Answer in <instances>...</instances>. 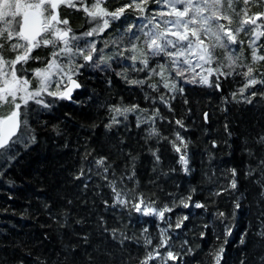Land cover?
<instances>
[{
    "label": "snow or ice",
    "instance_id": "1",
    "mask_svg": "<svg viewBox=\"0 0 264 264\" xmlns=\"http://www.w3.org/2000/svg\"><path fill=\"white\" fill-rule=\"evenodd\" d=\"M0 214V264H264V0H0Z\"/></svg>",
    "mask_w": 264,
    "mask_h": 264
},
{
    "label": "trees",
    "instance_id": "2",
    "mask_svg": "<svg viewBox=\"0 0 264 264\" xmlns=\"http://www.w3.org/2000/svg\"><path fill=\"white\" fill-rule=\"evenodd\" d=\"M11 203L13 204V207L17 209H20L21 207L24 206V202L22 200H17ZM8 220H12L13 223L17 225L23 224L24 225L23 229L21 230L20 228H17L14 230L12 226L7 223ZM31 224H32V221L30 220L21 221L19 216L0 214V229L7 228L10 232H13V234H16L18 232L22 234L23 232H28L30 230L34 231L35 228H32V229L29 228V225Z\"/></svg>",
    "mask_w": 264,
    "mask_h": 264
}]
</instances>
